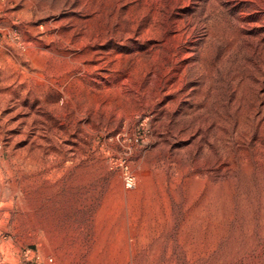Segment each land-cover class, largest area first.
<instances>
[{
  "label": "rangeland",
  "instance_id": "obj_1",
  "mask_svg": "<svg viewBox=\"0 0 264 264\" xmlns=\"http://www.w3.org/2000/svg\"><path fill=\"white\" fill-rule=\"evenodd\" d=\"M263 4L0 0V264H264Z\"/></svg>",
  "mask_w": 264,
  "mask_h": 264
},
{
  "label": "bare ground",
  "instance_id": "obj_2",
  "mask_svg": "<svg viewBox=\"0 0 264 264\" xmlns=\"http://www.w3.org/2000/svg\"><path fill=\"white\" fill-rule=\"evenodd\" d=\"M261 1H263V0H261ZM187 3V2H186ZM264 5V4H263ZM165 6V5H164ZM120 7V6H119ZM144 8V7H143ZM41 9V8H40ZM146 9V8H145ZM148 9V8H147ZM122 10V9H121ZM120 10V11H121ZM173 10V9H172ZM105 12V11H104ZM107 12H108V10H107ZM111 12V11H110ZM118 12V11H117ZM147 12V11H146ZM145 13V12H144ZM151 13V12H150ZM174 13V12H173ZM264 13V12H263ZM40 14V13H39ZM105 14V13H104ZM109 14V13H108ZM116 14H118V13H116ZM115 14V15H116ZM140 14V13H139ZM183 14V13H182ZM186 14V13H185ZM36 15H37V13H36ZM120 15V14H119ZM124 15V14H123ZM144 15V14H143ZM161 15V14H160ZM102 16V15H101ZM100 16V17H101ZM121 16V15H120ZM126 16V15H125ZM124 16V17H125ZM156 16V15H155ZM154 16V17H155ZM173 16V15H172ZM39 17V16H38ZM111 17V16H110ZM115 17V16H114ZM138 17V16H137ZM150 17V16H149ZM190 17V16H189ZM193 17V16H192ZM261 17V16H260ZM264 18V17H263ZM131 19V18H130ZM151 19V18H150ZM160 19V18H159ZM166 19V18H165ZM109 20V19H108ZM114 20V19H113ZM157 20V19H156ZM173 20V19H172ZM175 20V19H174ZM119 21V20H118ZM158 21V20H157ZM160 21V20H159ZM188 21V20H187ZM178 21H176V23H177ZM204 22V21H203ZM121 23V22H120ZM150 23V22H149ZM154 23V22H153ZM54 24V23H53ZM115 24V23H114ZM111 25V24H110ZM112 25H113V23H112ZM147 25V24H146ZM149 25V24H148ZM152 25H154V24H152ZM159 26H161L160 24H159ZM167 26V25H166ZM184 26V25H183ZM199 26H200V24H199ZM102 27H103V25H102ZM107 27V26H106ZM146 27V26H145ZM185 27V26H184ZM38 28V27H37ZM101 28V27H100ZM105 28V27H104ZM109 28V27H108ZM115 28V27H114ZM148 28V27H147ZM177 28V27H176ZM112 29H113V26H112ZM159 29H160V27H155V26H152V27H150L149 29H145V31L147 32V33H152V32H155V31H158L159 32ZM165 29H166V27H165ZM190 29V28H189ZM38 30V29H37ZM45 30V29H44ZM182 30V29H181ZM35 31V30H34ZM108 31V30H107ZM113 31V30H112ZM161 31V30H160ZM167 31V30H166ZM193 31V29H191V30H188L187 32L190 34L191 32ZM100 32V31H99ZM128 33V32H127ZM156 33V32H155ZM182 33V32H181ZM211 33V32H210ZM105 34H107V33H105ZM116 34V33H115ZM100 35V34H99ZM161 35V34H160ZM213 35V34H212ZM85 36V35H84ZM101 36V35H100ZM109 36V35H108ZM117 36V35H116ZM155 36H156V34H155ZM165 36V35H164ZM173 36V35H172ZM183 34H175L173 37H171L172 39H179V40H181L182 38H183ZM89 37V36H88ZM144 37V36H143ZM142 37V38H143ZM146 37V36H145ZM159 37V36H158ZM168 38V37H167ZM171 38L170 39H165V42H164V46L165 47H170L169 46V44H170V41H171ZM194 38V37H193ZM200 38V37H199ZM84 39V38H83ZM88 39V38H87ZM157 39V38H156ZM158 39H160V38H158ZM256 39V38H255ZM263 39V38H262ZM69 40V39H68ZM81 40V39H80ZM90 40V39H89ZM100 40H102V39H100L99 37H96L94 40H93V42L94 43H97V42H99ZM193 40V39H192ZM240 40V39H239ZM257 40V39H256ZM260 40V39H259ZM206 41V40H205ZM92 42V41H91ZM69 43V42H68ZM184 43V42H183ZM80 44V43H79ZM87 44V42H84L83 44H81L80 46H79V48L80 49H83V47L85 46ZM92 44V43H91ZM76 45V44H75ZM102 45V44H101ZM263 45V44H262ZM70 46V45H69ZM89 46V45H88ZM174 46H177V45H174ZM183 46V45H182ZM198 46V45H197ZM232 46V45H231ZM231 46H230V48H231ZM260 46V45H259ZM92 47V46H91ZM159 47H161V46H159ZM180 47V46H179ZM178 47V48H179ZM71 48V47H70ZM86 48V47H85ZM89 48V47H88ZM197 48V47H196ZM199 48V47H198ZM260 48V47H259ZM173 49V48H172ZM200 49V48H199ZM218 49V48H217ZM261 49V48H260ZM76 50V49H75ZM155 50V49H154ZM161 50V49H160ZM168 50V49H167ZM194 50V49H193ZM52 51V50H51ZM73 51V50H72ZM83 51V50H82ZM171 51V50H170ZM174 51H175V49H174ZM200 51V50H199ZM228 51V50H227ZM261 51V50H260ZM88 52V51H87ZM94 52V51H93ZM92 52V53H93ZM97 52V51H96ZM154 52V51H153ZM161 52V51H160ZM180 52V51H179ZM201 52V51H200ZM230 52V51H229ZM264 52V51H263ZM63 53V52H62ZM100 53V52H99ZM152 53V52H151ZM178 53V52H177ZM177 53L176 54H174V55H172V56H170V59L171 60H173V62H176L177 61ZM187 54H185V57H192L195 53H188V52H186ZM214 53V52H213ZM89 54V53H88ZM95 54V53H94ZM182 54V53H181ZM180 54V55H181ZM225 54V53H224ZM264 54V53H263ZM53 55H55V54H53ZM86 55V54H85ZM144 55V54H143ZM179 55V56H180ZM227 55V54H226ZM69 56H70V53H69ZM95 56H96V54H95ZM99 56V55H98ZM146 56V55H145ZM155 57H154V59H153V62L155 63V65H158V61L161 59V55L159 56V54L157 53L156 55H154ZM167 56V54H166V52L163 54V56H162V58L164 59L165 57ZM184 56V55H183ZM224 56V55H223ZM88 57V56H87ZM201 57V56H200ZM206 57V56H205ZM228 57V56H227ZM264 57V56H263ZM64 58V57H63ZM76 58V57H75ZM78 59H79V57H77ZM86 58V57H85ZM93 58V57H92ZM223 58V57H222ZM66 59V58H65ZM69 59H71V58H69ZM73 59H74V57H73ZM146 59H149V58H146ZM145 59V60H146ZM180 59V58H179ZM263 59V58H262ZM68 60V59H67ZM72 60V59H71ZM170 60V61H171ZM201 60V59H200ZM215 60V59H214ZM45 61H46V59H45ZM135 61V60H134ZM191 61V60H190ZM225 61V60H224ZM262 61V60H261ZM47 62V61H46ZM194 62V61H193ZM204 62V61H203ZM207 62V61H206ZM223 62V61H222ZM54 63V62H53ZM199 63V62H198ZM197 63V64H198ZM202 63V62H201ZM217 63V62H216ZM264 63V62H263ZM57 64V63H56ZM72 64V63H71ZM138 64V63H137ZM184 64V63H183ZM192 64V63H191ZM260 64V63H259ZM45 65V64H44ZM140 65V64H139ZM144 65V64H143ZM264 65V64H263ZM262 65V66H263ZM65 66V65H64ZM88 66V65H87ZM86 66V67H87ZM91 66V65H90ZM95 66V65H94ZM152 66H153V64H152ZM192 66V65H191ZM203 66H204V64H203ZM46 67V66H45ZM63 67V66H62ZM67 67H69V66H67ZM147 67V66H146ZM155 67H157V66H155ZM159 67H165V68H167V70L169 69V67L167 66V63L165 62V61H162L161 63H159ZM180 67V66H179ZM182 67V66H181ZM187 67V66H186ZM192 67H194V66H192ZM260 67V66H259ZM42 68V67H41ZM47 68V67H46ZM137 68H139V67H137ZM145 68V67H144ZM152 68V67H151ZM172 68V67H171ZM170 68V69H171ZM206 68V67H205ZM224 68V67H223ZM60 69H61V67H60ZM67 69V68H66ZM142 69V68H141ZM148 69V68H147ZM156 69V68H155ZM188 69V68H187ZM196 69V68H195ZM261 69V68H260ZM25 70V69H24ZM43 70H45V69H43ZM90 70V69H89ZM132 70V69H131ZM140 70V69H139ZM152 70V69H151ZM157 70V69H156ZM224 70V69H223ZM255 70V69H254ZM262 70V69H261ZM64 71V70H63ZM67 71V70H66ZM130 71V70H129ZM184 71V70H183ZM190 71V70H189ZM188 71V72H189ZM53 72H55V71H53ZM65 72V71H64ZM143 72V71H142ZM146 72V71H145ZM166 72V71H165ZM165 72H163V73H165ZM191 72V71H190ZM199 72V71H198ZM206 72V71H205ZM224 72H226V71H224ZM22 73V72H21ZM47 73V72H46ZM130 73V72H129ZM136 73H138V72H136ZM144 73V72H143ZM148 73V72H147ZM160 73V72H159ZM23 74V73H22ZM45 74V73H44ZM60 74H63L62 72L60 73ZM135 74V73H134ZM142 74V73H141ZM145 74V73H144ZM170 74V73H169ZM204 74H206V73H204ZM203 74V75H204ZM224 74V73H223ZM264 74V73H263ZM30 75V74H29ZM28 75V76H29ZM64 75V74H63ZM258 75V74H257ZM38 77H40L41 78V76L40 75H37ZM43 76V75H42ZM49 76V75H48ZM148 76V75H147ZM151 76V75H150ZM149 76V77H150ZM157 75H156V73H154L153 74V77L152 78H155ZM190 76V75H189ZM210 76V75H209ZM223 76V75H222ZM159 77V76H158ZM167 77V76H166ZM205 77V76H204ZM63 78V77H62ZM128 78V77H127ZM140 78V77H139ZM148 78V77H147ZM146 78V80H148ZM168 78H169V76H168ZM176 78V77H175ZM196 78H197V76H196ZM23 79V78H22ZM21 79V80H22ZM27 79V78H26ZM43 79V78H42ZM187 79V78H186ZM191 79H193V78H191ZM190 79V80H191ZM207 79H208V77H207ZM250 79V78H249ZM261 79V78H260ZM264 79V78H263ZM131 80V79H130ZM209 80V79H208ZM237 80V79H236ZM256 80H257V78H256ZM37 81V80H36ZM43 81H45V80H43ZM126 81V80H125ZM225 81V80H224ZM245 81V80H244ZM250 81V80H249ZM248 81V82H249ZM150 82V81H149ZM156 82V81H155ZM181 82V81H180ZM238 82V81H237ZM246 82H247V79H246ZM251 82V81H250ZM139 83V82H138ZM141 83V82H140ZM199 83V82H198ZM209 83V82H208ZM234 83V82H233ZM30 84V83H29ZM164 84V83H163ZM176 84V83H175ZM203 84V83H202ZM251 84V83H250ZM133 85H135V84H133ZM158 85V84H157ZM210 85V84H209ZM262 85H263V82L262 83H260L259 85H258V89H261V87H262ZM30 86V85H29ZM136 86V85H135ZM210 86H212V85H210ZM222 86V85H221ZM241 86V85H240ZM245 86V85H244ZM252 86V85H251ZM254 86V85H253ZM170 87V86H169ZM235 87V86H234ZM238 87V86H237ZM255 87V86H254ZM135 88H139L138 86L137 87H135ZM151 88V87H150ZM153 88H154V86H153ZM204 88V87H203ZM239 88V87H238ZM252 88V87H251ZM250 88V89H251ZM147 89V88H146ZM172 89V88H171ZM174 89V88H173ZM192 89V88H191ZM247 89V88H246ZM135 90V89H134ZM177 90V89H176ZM175 90V91H176ZM187 90V89H186ZM221 90V89H220ZM242 90V89H241ZM252 90V89H251ZM39 91V90H38ZM123 91V90H122ZM150 91V90H149ZM173 91V90H172ZM171 91V92H172ZM190 91V90H189ZM193 91V90H192ZM134 92V91H133ZM167 92V91H166ZM241 92V91H240ZM246 93H247V91H245ZM126 93H127V91H126ZM168 93V92H167ZM201 93V92H200ZM203 93V92H202ZM242 93V92H241ZM255 93V92H254ZM119 94V93H118ZM128 94H130V93H128ZM133 94V93H132ZM150 94V93H149ZM183 94V93H182ZM121 95V94H120ZM131 95V94H130ZM138 95V94H137ZM181 95V94H180ZM200 95V94H199ZM248 95V94H247ZM246 95V96H247ZM39 96V95H38ZM146 96V95H145ZM161 96V95H160ZM186 96V95H185ZM253 96V95H252ZM257 96V95H256ZM134 97V96H133ZM159 96H157V98H158ZM176 98H178V97H176ZM180 98V97H179ZM204 98V97H203ZM260 98H261V101L264 99V94H261L260 95ZM154 99V98H153ZM159 99V98H158ZM147 100H149V99H147ZM177 100V99H176ZM179 100V99H178ZM259 100V99H258ZM42 101V100H41ZM120 101V100H119ZM124 101V99L121 101V102H123ZM127 101V100H126ZM180 101V100H179ZM251 101V100H250ZM249 101V102H250ZM254 101V100H253ZM257 101V100H256ZM261 101H259V105L261 104ZM152 102V101H151ZM149 103V102H148ZM176 103V102H175ZM229 103V102H228ZM245 103V102H244ZM171 104V103H170ZM249 104V103H248ZM252 104V103H251ZM247 105V104H246ZM167 106V105H166ZM171 106V105H170ZM230 106V105H229ZM251 106V105H250ZM173 107H174V105H173ZM243 107V106H242ZM20 109V108H19ZM38 109V108H37ZM168 109V108H167ZM264 110V108H257L256 110H255V113H257L258 111H260V110ZM254 110V109H253ZM40 111V110H39ZM38 111V112H39ZM242 111V110H241ZM245 112V111H244ZM254 112V111H253ZM203 113V112H202ZM224 113V112H223ZM246 113V112H245ZM36 114V113H35ZM243 114V113H242ZM252 114V113H251ZM251 114H249V115H251ZM254 114V113H253ZM120 115H121V113H120ZM252 116V115H251ZM257 117V116H256ZM246 118V117H245ZM244 119V118H243ZM257 119V118H256ZM262 119V117L261 116H259L258 117V122L260 121ZM252 120V119H251ZM241 121V120H240ZM248 121V120H247ZM243 122V121H242ZM217 123V122H216ZM232 123V122H231ZM254 123V122H253ZM264 123V122H263ZM242 125V124H241ZM263 125V124H262ZM253 126V125H252ZM187 127V126H186ZM249 127H251L250 125H249ZM254 127V126H253ZM189 128V127H188ZM204 128V127H203ZM239 128V127H238ZM248 128V127H247ZM261 128V127H260ZM241 129V128H240ZM255 129V128H254ZM260 130H262V129H260ZM191 131V130H190ZM240 131V130H239ZM244 131V130H243ZM259 131V130H258ZM238 132V131H237ZM251 132H252V129H251ZM260 133V132H259ZM237 134V136H239L238 135V133H236ZM249 134V133H248ZM262 135H263V133H262ZM261 135V136H262ZM247 137V136H246ZM257 137V136H256ZM263 138V137H262ZM259 140V139H258ZM261 142H262V140H261ZM248 147V146H247ZM250 147V146H249ZM254 148V147H253ZM255 150H256V148H255ZM258 151L260 152V155H259V157H257L259 160H261V161H263V156H262V153L264 152V146L262 145V144H258ZM252 153V152H251ZM250 153V154H251ZM264 154V153H263ZM250 158V157H249ZM253 161H254V159H253ZM133 182H135V177L133 176V175H130V176H128V186L130 185V186H132L131 184L133 183Z\"/></svg>",
  "mask_w": 264,
  "mask_h": 264
},
{
  "label": "built area",
  "instance_id": "obj_3",
  "mask_svg": "<svg viewBox=\"0 0 264 264\" xmlns=\"http://www.w3.org/2000/svg\"><path fill=\"white\" fill-rule=\"evenodd\" d=\"M34 264H49V263H46V262H44V261H40V260H38V261H36Z\"/></svg>",
  "mask_w": 264,
  "mask_h": 264
}]
</instances>
